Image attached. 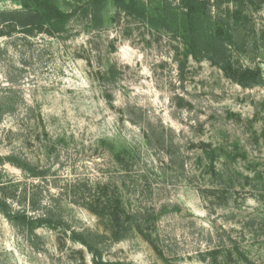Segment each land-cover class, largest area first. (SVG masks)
Listing matches in <instances>:
<instances>
[{
  "label": "rangeland",
  "instance_id": "obj_1",
  "mask_svg": "<svg viewBox=\"0 0 264 264\" xmlns=\"http://www.w3.org/2000/svg\"><path fill=\"white\" fill-rule=\"evenodd\" d=\"M52 1L77 12L66 33L0 37V189L12 211L66 225L30 235L0 209V264H94L72 240L86 230L109 237L103 263L264 264V86L188 55L160 23L108 5L94 28L81 12L90 0ZM142 1L159 15L181 9ZM238 3L247 18L233 59L264 77V0ZM106 195L142 213L141 231L114 241L109 219L86 207Z\"/></svg>",
  "mask_w": 264,
  "mask_h": 264
},
{
  "label": "trees",
  "instance_id": "obj_2",
  "mask_svg": "<svg viewBox=\"0 0 264 264\" xmlns=\"http://www.w3.org/2000/svg\"><path fill=\"white\" fill-rule=\"evenodd\" d=\"M239 1L226 0V4H223L222 0H180V11L178 13L170 11L164 16L166 12L159 15L142 0H90L82 6L81 12L94 28L103 27L108 5H113L118 15L125 14L155 27L160 23L161 26L181 37L187 47L188 55L196 59L209 60L221 69L227 78L243 88L264 86V77L259 66L245 67L237 64L233 59V49L237 46L235 22L247 18L246 10L239 5ZM20 4V10L0 11V37L12 38L20 33L29 37L37 34L55 37L66 33L71 21L77 15V12L62 11L52 0H20ZM224 5H226L225 9ZM2 116L0 112V120ZM0 161L4 160L0 159ZM7 162L27 171L33 177L44 179L47 175L46 172H41L29 164H18L13 158H8ZM2 190L0 189V196H3ZM11 199H16V196H11ZM27 200H29L28 196ZM31 201L29 207L35 212L38 208ZM86 207L89 211L109 219L114 241L124 239L134 229L141 231L142 213L127 212L114 196L106 195L100 206L90 204ZM0 209L12 223L27 228L30 235H35V229L43 225L55 228L66 225L52 218L49 212L34 217L26 212L12 211L5 197L0 198ZM107 239L108 236L88 230L72 232V240L85 246L94 256V264H111L102 262V254L99 250L100 242Z\"/></svg>",
  "mask_w": 264,
  "mask_h": 264
}]
</instances>
